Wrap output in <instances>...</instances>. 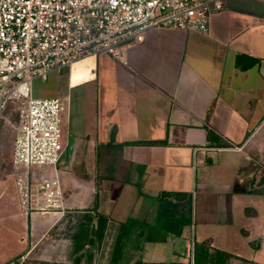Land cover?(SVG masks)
I'll list each match as a JSON object with an SVG mask.
<instances>
[{
    "label": "crops",
    "instance_id": "obj_1",
    "mask_svg": "<svg viewBox=\"0 0 264 264\" xmlns=\"http://www.w3.org/2000/svg\"><path fill=\"white\" fill-rule=\"evenodd\" d=\"M47 82L38 98L65 100L63 208L33 212L16 190L30 233L0 264L32 247L29 264H264V0H225L208 34L151 29L127 67L101 55ZM164 195L190 205L176 232L159 225ZM87 213L108 219L102 239L57 236Z\"/></svg>",
    "mask_w": 264,
    "mask_h": 264
},
{
    "label": "built area",
    "instance_id": "obj_2",
    "mask_svg": "<svg viewBox=\"0 0 264 264\" xmlns=\"http://www.w3.org/2000/svg\"><path fill=\"white\" fill-rule=\"evenodd\" d=\"M225 0H0V136L14 132L11 167L25 208L58 211L57 166L65 143L60 97L38 98L33 84L72 71L77 61L109 55L129 66L151 29L208 34ZM14 118L11 119V115ZM35 247L5 264H29Z\"/></svg>",
    "mask_w": 264,
    "mask_h": 264
},
{
    "label": "rangeland",
    "instance_id": "obj_3",
    "mask_svg": "<svg viewBox=\"0 0 264 264\" xmlns=\"http://www.w3.org/2000/svg\"><path fill=\"white\" fill-rule=\"evenodd\" d=\"M50 89L51 83L47 81L37 80L33 84V92L36 97H44ZM10 117L13 119L14 114ZM13 140V130L10 126L5 125L0 136V261L5 260L7 255L13 253L15 248H18L19 237L26 229V219L21 215L19 206L15 200L16 187L11 167ZM78 220V218H72L68 220V223L63 222L59 229H57V236L62 237L65 235V232L79 228L80 223ZM190 231L189 229L188 232ZM29 233V225H27L26 234L29 235ZM36 252H38L37 249L32 253V260L33 257L36 258ZM188 252L186 249L184 254L186 255ZM189 262L192 264L191 258H189Z\"/></svg>",
    "mask_w": 264,
    "mask_h": 264
},
{
    "label": "trees",
    "instance_id": "obj_4",
    "mask_svg": "<svg viewBox=\"0 0 264 264\" xmlns=\"http://www.w3.org/2000/svg\"><path fill=\"white\" fill-rule=\"evenodd\" d=\"M242 60L238 61V64H241ZM168 195H164L163 197H166ZM171 198V196H170ZM170 198H162L161 201V207H160V213H159V225L161 227H167L169 230H172V232H176L173 229V226H176L177 222L180 223L183 228L188 223V217L190 215V205L189 208L187 207V203H185L182 207H180V210L178 209L177 203H174ZM187 202V201H186ZM108 219L105 216L100 215L97 219V225L95 226L94 223V217L91 213H87L84 215L83 221L81 222L79 226V233L91 231L92 233H95L97 238L102 239L103 234L107 228ZM134 222L128 221L124 223L121 227V234L118 237L115 254H114V260H117V258L121 255V252L124 247V240L127 238L130 229L132 228ZM182 229L180 232H178V235H181ZM87 240H89L91 243L93 242L92 239H89L86 237ZM80 240V238H78ZM207 247L202 246V249L200 248V245H196V257H202L207 258L209 256L207 252ZM197 251L198 254H197ZM201 251V252H200ZM137 264H144V263H137ZM165 264V263H164Z\"/></svg>",
    "mask_w": 264,
    "mask_h": 264
},
{
    "label": "bare ground",
    "instance_id": "obj_5",
    "mask_svg": "<svg viewBox=\"0 0 264 264\" xmlns=\"http://www.w3.org/2000/svg\"><path fill=\"white\" fill-rule=\"evenodd\" d=\"M88 59H94V57H87V58H85V59H82V60H80V61H77L75 64H74V66L76 65V64H78V63H80V62H82V61H85V60H88ZM73 66V67H74Z\"/></svg>",
    "mask_w": 264,
    "mask_h": 264
}]
</instances>
